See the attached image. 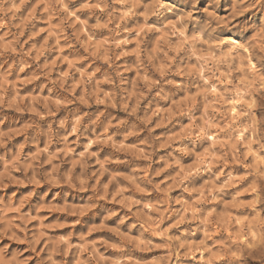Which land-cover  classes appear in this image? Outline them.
<instances>
[{
  "label": "clouds",
  "instance_id": "1",
  "mask_svg": "<svg viewBox=\"0 0 264 264\" xmlns=\"http://www.w3.org/2000/svg\"><path fill=\"white\" fill-rule=\"evenodd\" d=\"M0 264H264V0H0Z\"/></svg>",
  "mask_w": 264,
  "mask_h": 264
}]
</instances>
